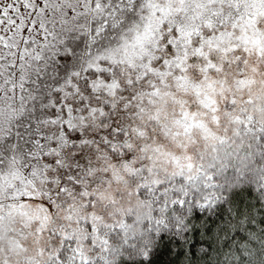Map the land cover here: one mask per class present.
<instances>
[{"label": "snow or ice", "instance_id": "obj_1", "mask_svg": "<svg viewBox=\"0 0 264 264\" xmlns=\"http://www.w3.org/2000/svg\"><path fill=\"white\" fill-rule=\"evenodd\" d=\"M249 56L264 0H0V264H264Z\"/></svg>", "mask_w": 264, "mask_h": 264}, {"label": "trees", "instance_id": "obj_2", "mask_svg": "<svg viewBox=\"0 0 264 264\" xmlns=\"http://www.w3.org/2000/svg\"><path fill=\"white\" fill-rule=\"evenodd\" d=\"M233 71H235V69L228 71L226 78L223 75H216V74L212 75L213 80H225V83L223 84L222 87L218 86L214 90H211L213 92L212 100H214L221 108V112L217 113V115L221 119V125L226 124V119L223 113V105L225 104V102L227 101V99L232 94L235 88L234 80L236 79V77L232 75ZM245 78L247 81H249V84L245 85V87L250 89L254 97L264 94V61H258L256 56H249L248 57V69L246 71ZM244 94L247 95V92H245ZM237 95H239V93H237ZM180 98L188 100L193 105L194 110L198 112L199 119H201L203 122H205L209 126L215 128V125L213 124L212 119H211L212 114L205 112L203 109H196L195 108L196 101L191 97V95L180 97ZM168 110L170 112L173 109L170 106ZM162 143L165 149L173 152L174 154L178 156L184 157L188 155H193L194 157L195 155L193 152V145L191 143L186 142V146L184 148H181L179 143L174 142V141H171V142L163 141ZM200 144H203V141H200ZM137 155L139 156V153ZM107 163L111 165V161H107ZM162 166L169 172L174 170L171 167H169L167 164H164ZM117 190L126 193L129 189L123 185H113L108 192V197L111 198L112 194L116 192ZM133 203H135V197H133ZM123 204L125 207L128 206L126 196H125ZM79 211L82 212L83 209H79ZM98 211H102V209H98ZM109 211L111 212L112 210L110 209ZM105 215L107 216L108 214L106 213ZM32 251L33 249L30 246V253Z\"/></svg>", "mask_w": 264, "mask_h": 264}]
</instances>
